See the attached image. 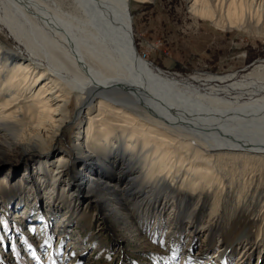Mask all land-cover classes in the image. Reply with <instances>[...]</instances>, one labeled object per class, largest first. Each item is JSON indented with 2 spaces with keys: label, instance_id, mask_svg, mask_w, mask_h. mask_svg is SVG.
<instances>
[{
  "label": "bare ground",
  "instance_id": "bare-ground-1",
  "mask_svg": "<svg viewBox=\"0 0 264 264\" xmlns=\"http://www.w3.org/2000/svg\"><path fill=\"white\" fill-rule=\"evenodd\" d=\"M72 1L73 12L79 14L76 22L92 52L91 67L96 70L88 68L80 81L74 83L65 77L64 61L65 68L55 59L49 66L36 64L7 52L0 41V154L3 156L0 169L15 168L9 164L12 156L15 164L25 167L31 161L34 170L29 177L20 178L17 185L2 178L0 200L6 196L4 193L13 194L15 187L20 193L29 185L36 186L46 197L62 201L67 211L74 213L86 204L99 207V211L106 213L102 212L98 219L103 228L108 219H113L117 228L134 229L132 217L136 216L137 208L147 202L146 211L150 207L155 211L166 210L165 202L175 203L171 193L177 187H184L197 203L189 210L190 220L197 211L202 190L216 200L208 215L215 217L220 210L217 201L226 190L234 191L236 208L243 214L264 219L262 186L259 182L252 185L251 174L243 173L245 161L264 166V96L238 104L214 97L221 91L214 87L209 94L201 95L192 86L153 68L139 54L133 38L130 0ZM187 1L189 13L215 27L250 29L252 26L257 30L264 26V0ZM71 21L73 17L68 22L72 24ZM72 67L69 71L76 73ZM260 68L263 67L241 77L243 80L234 81L235 74L210 80L223 84L224 91H243L247 88L244 81L256 75ZM22 100L28 109L22 110ZM96 108L95 117L101 118L93 121ZM111 118L115 123L108 121ZM80 121H87L85 128ZM73 123L79 131L74 133L71 153L60 149L51 153L53 145ZM87 142L95 145L97 151L86 149ZM225 158L238 160V169L225 170L220 161ZM76 163L83 166L82 173L76 170ZM32 175L38 182L32 180ZM255 180H259L256 175ZM138 188L141 192L137 193ZM255 197L257 202L251 207ZM66 213L59 222L66 220ZM228 219L232 235L219 238L216 244L223 264H239L255 249L253 237L248 229L237 228L232 218ZM255 223L259 221L247 224L253 227ZM185 225L189 243L195 242L194 234L204 233L203 240L210 239L212 225L208 222L200 227ZM58 227H62L61 222ZM135 233L136 240L144 244L146 236L136 230ZM173 234L167 231L168 237ZM203 243L198 246L201 253L195 256L203 255L211 244L210 240L209 244ZM188 253L189 250L182 252L179 264H184V255ZM263 254L264 248L259 249L256 264L263 263Z\"/></svg>",
  "mask_w": 264,
  "mask_h": 264
},
{
  "label": "rangeland",
  "instance_id": "rangeland-1",
  "mask_svg": "<svg viewBox=\"0 0 264 264\" xmlns=\"http://www.w3.org/2000/svg\"><path fill=\"white\" fill-rule=\"evenodd\" d=\"M73 6L72 0H0V41L7 48V52L30 59L36 64L49 66L50 63L53 64L54 59L62 64L64 61L67 66L65 77L74 83L78 82L81 76L87 75L88 68L89 71L92 68L90 64L92 52L85 42L83 32L80 31V24L76 22L79 14L73 12ZM129 6L135 47L153 68L171 79L192 86L201 95L209 94L213 87L214 90L221 89L214 97L223 101L242 104L264 96V26L258 27L257 30L252 26L250 29L215 27L210 22L199 20L189 13L187 0L144 2L130 0ZM63 14L67 15L64 17ZM74 15L78 17L74 18ZM72 17L74 21L70 24ZM62 64L61 67L65 68ZM71 66L76 73L69 71ZM259 66L263 68L249 80L244 81L247 88L243 91L241 89L224 91L223 84L210 80L211 77L231 74H235L234 81L243 80L241 77L254 74V69ZM92 70L96 72L94 68ZM22 102V110L28 109L25 101ZM70 109L73 114L74 103ZM96 111L97 108L94 109L92 116L95 117ZM100 118L101 116L95 117L93 121ZM112 120L111 118L108 121L115 123ZM82 124L85 128L87 121ZM70 127L63 132L62 137H59L58 143L52 146L54 149L51 153L60 150L71 153L74 133L79 130L75 129L77 128L75 123ZM95 147L87 142L86 149L96 152ZM1 155L0 159L3 157ZM9 158L12 159L9 164L15 168H1L0 180L5 178L9 183L17 185L20 178L29 177L28 175L34 172L31 161L25 167L22 164H15L16 159L12 156ZM5 160L9 162V159ZM220 161L225 170L238 169V160L225 158ZM245 162L243 173H250L249 182L253 180L252 185L259 182L264 191V166ZM75 168L82 173L83 166L81 167L80 163H76ZM255 175L259 180H255ZM31 178L38 182L35 175ZM174 190L171 196L174 197L175 203L165 202L166 210L155 211L150 207V211H146L147 202L137 208L136 216L132 217V224L134 223L136 232H142L141 234L147 237L143 238L145 242L142 244L136 240L137 233L134 234V229L117 228L113 219L110 221L108 219L107 226L103 228L98 219L102 212L104 215L106 213L101 210L100 212L99 207L86 204L73 213L71 210L67 211L62 201H57L55 197H46L45 192L36 186L29 185L20 193L18 187H15V190H12L13 194L4 193L6 196L0 200V264H179L182 252L186 250H189L191 255L190 253L184 255V264H218L224 261L221 259L216 241L219 238L231 237V228L228 225L230 217L233 226L242 230L248 229L253 237L251 242L257 249H252L251 255L248 254L239 264H256L257 252L264 248V219H258L255 215L252 217L248 215L249 213L243 214L236 208L234 191H223L222 199L217 201L220 205L219 214L215 217L208 215L213 211V203L216 200L202 190L201 201L193 219L190 220L188 213L191 207L197 204L196 201L184 187H177ZM136 192H141L140 188ZM10 198L8 203L4 201ZM255 202L256 197L251 201V207L255 206ZM261 203L260 201L259 205ZM64 213L67 217L63 222L60 221L62 227L59 228V220ZM14 215L18 216L14 218ZM37 217H41L39 221ZM256 219L259 223H255L253 227L248 226L249 221ZM205 222L212 225V228L209 227L211 244L207 238L203 240L204 233L194 234L195 242L189 243L188 233L184 231L185 224L191 223L200 227L201 223ZM182 224L184 227H181ZM168 230L174 232L169 236L171 239L167 236ZM201 241L209 246L203 255L195 256L200 251L198 246ZM262 257L264 259V254ZM261 264H264V260Z\"/></svg>",
  "mask_w": 264,
  "mask_h": 264
}]
</instances>
